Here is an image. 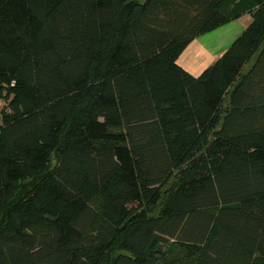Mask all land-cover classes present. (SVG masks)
Listing matches in <instances>:
<instances>
[{
  "label": "trees",
  "instance_id": "16d2710c",
  "mask_svg": "<svg viewBox=\"0 0 264 264\" xmlns=\"http://www.w3.org/2000/svg\"><path fill=\"white\" fill-rule=\"evenodd\" d=\"M1 100L0 264H264V0H0Z\"/></svg>",
  "mask_w": 264,
  "mask_h": 264
},
{
  "label": "crops",
  "instance_id": "0c3cea01",
  "mask_svg": "<svg viewBox=\"0 0 264 264\" xmlns=\"http://www.w3.org/2000/svg\"><path fill=\"white\" fill-rule=\"evenodd\" d=\"M250 21L244 15L192 40L176 60L177 65L192 76L211 66Z\"/></svg>",
  "mask_w": 264,
  "mask_h": 264
},
{
  "label": "built area",
  "instance_id": "2783aa9c",
  "mask_svg": "<svg viewBox=\"0 0 264 264\" xmlns=\"http://www.w3.org/2000/svg\"><path fill=\"white\" fill-rule=\"evenodd\" d=\"M4 106V107H3ZM7 106V103L3 100L0 101V108H5Z\"/></svg>",
  "mask_w": 264,
  "mask_h": 264
},
{
  "label": "rangeland",
  "instance_id": "374dc122",
  "mask_svg": "<svg viewBox=\"0 0 264 264\" xmlns=\"http://www.w3.org/2000/svg\"><path fill=\"white\" fill-rule=\"evenodd\" d=\"M133 1H135V2H137V3H142V2H143V0H133ZM247 67H249V65H247V66L244 68V70L247 69ZM3 107H4V106H3ZM0 110H1V108H0Z\"/></svg>",
  "mask_w": 264,
  "mask_h": 264
}]
</instances>
